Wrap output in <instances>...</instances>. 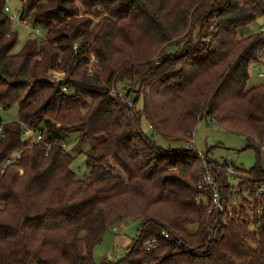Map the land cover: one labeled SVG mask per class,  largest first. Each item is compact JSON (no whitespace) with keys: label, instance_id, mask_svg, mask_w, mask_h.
<instances>
[{"label":"trees","instance_id":"1","mask_svg":"<svg viewBox=\"0 0 264 264\" xmlns=\"http://www.w3.org/2000/svg\"><path fill=\"white\" fill-rule=\"evenodd\" d=\"M19 1V19L32 18L47 40L14 53L18 34L0 0V109L19 108L18 122L0 121V171L21 153L0 178V264H95L105 233L128 220L140 227L118 264H264V167L253 143L264 139V83L248 89L264 23L240 33L264 16V0ZM51 70L69 80L49 83ZM115 82L143 108L111 98ZM204 120L257 150L253 168H236L246 175L237 187L209 166L222 213L213 188H200L199 151L187 147ZM25 126L44 140L30 148ZM73 133L77 147L90 146L83 180L66 150Z\"/></svg>","mask_w":264,"mask_h":264},{"label":"rangeland","instance_id":"2","mask_svg":"<svg viewBox=\"0 0 264 264\" xmlns=\"http://www.w3.org/2000/svg\"><path fill=\"white\" fill-rule=\"evenodd\" d=\"M9 4L13 9V11H10L9 13L15 12L18 16L22 6L21 2L19 0H10ZM23 21L24 23H26V25L23 23ZM23 21H18V19L12 21L11 32L13 34L14 32H17L18 34V43L14 50V53H19L29 39L30 40L31 38L38 39L37 36L31 35L33 31L39 30L40 32H42V34L45 35L44 40L42 41L38 40L40 43H43L47 40V35L45 33V30L35 25L33 23L32 18ZM98 21L99 19L94 18V22L97 23ZM263 23H264V16H261L255 24L244 29V32L241 31L240 33L243 35L244 34L250 35L253 32L259 31ZM157 58L158 56H155L154 60L156 61ZM92 62L97 63V59L94 55L92 56ZM255 65L256 63L251 64L250 66V70H249L250 80L248 82V89L254 88L264 83V57L261 58L260 66L254 67ZM90 71L92 72V69ZM52 72H56L57 76L51 77V75L53 74ZM260 75H262V78ZM58 78L61 80L62 84L67 80H69V77L64 72L61 71L51 70L47 73L46 76V80L53 85H55L53 80H59ZM115 83L116 84L112 86L111 90L115 89L119 100L121 99V101H125L126 91L124 86L120 82H115ZM129 100L134 101V93H132V96H130ZM127 106L129 108L131 107L133 110L136 109V111L135 110L134 111L137 112L138 109L141 110L143 108V102L141 101L138 107L135 106L134 104L132 106L129 105ZM18 112H19L18 106H14L12 109L7 111L0 109V121L3 123L18 122L19 120ZM1 126L2 125H0V128ZM27 128L30 129V127L28 126H25L23 128L24 130L23 134L25 133V129ZM141 128L143 132L150 135L152 134L149 122L146 119H142ZM195 131L196 132L194 133L193 137L189 139V142L193 143L194 149H197L199 151V154L200 153L203 154L202 155L203 161L206 162V164H208L212 169L216 168L217 163L214 161L221 162L224 160L230 161V164H232L235 168L243 169L245 171H249L251 168H253L256 165L257 150L255 148L247 149L249 143L247 138L244 137L243 135L225 132L214 121L211 120H207V121L204 120L198 123L195 128ZM27 136L31 137V134ZM22 137H23L22 139L26 141L24 135ZM0 138H1V133H0ZM79 139H80L79 134L77 133L71 134L66 144V150L69 154H71L76 158L72 166V169L76 173L77 178L83 180L88 175V170L86 166V162H87L86 153L90 149V146L89 144L86 143L81 147L80 146L77 147V143ZM156 140L158 141L159 144L163 146L168 147L170 145L169 143L162 140L159 136L156 137ZM253 143L260 146L261 149L260 158H261V163L264 167V139L254 140ZM185 145H186L185 143L181 142L173 147L181 148L184 147ZM210 148H212L213 151L208 157L207 155L208 153L207 154L204 153L207 152ZM241 174L243 178L246 177L244 173L241 172ZM240 179L241 178H232L231 180L232 187H237ZM243 196H247L245 191L243 192ZM121 224L124 225V228L121 229L119 234H115L112 228L111 230L105 233L101 242L94 248L93 258L95 264H107L106 261L107 253H112L118 256L119 258H123L127 253L128 249L131 247L133 240L137 236L140 223L137 221L128 220L116 226H120Z\"/></svg>","mask_w":264,"mask_h":264},{"label":"built area","instance_id":"3","mask_svg":"<svg viewBox=\"0 0 264 264\" xmlns=\"http://www.w3.org/2000/svg\"><path fill=\"white\" fill-rule=\"evenodd\" d=\"M10 0H6V3H5V12L9 14V19L10 21H15L18 19V21H21L19 19V16H17V14L15 12H12V13H9L10 11H13L11 5L9 4ZM15 19V20H14ZM24 23V21H23ZM26 25V23H24ZM32 36H37L38 37V40L42 41L44 40V34H42V32H40L39 30H36V31H33V33L31 34ZM77 47V46H76ZM53 74L51 75V77H55L57 76L56 72H52ZM261 78H262V75H260ZM59 79V78H58ZM54 81V84L55 85H61L62 82L61 80H53ZM63 91L65 93H68V90L66 87L63 88ZM110 97L115 99V100H118V95H117V92L115 89L111 90L110 92ZM127 103V105L129 106H132L133 103L132 101H130L129 99H127L125 101ZM0 133L2 134V129L0 128ZM31 134V137H28L27 135H30ZM24 135V138L26 139L25 142H27V144L29 145L30 148H32L33 145L35 144H38L39 142L43 141L44 140V137L45 135L42 133V132H38V133H35L33 128H30V129H25V133L23 134ZM190 146H193V143L190 142L188 144V147ZM18 155H14L13 157H11L10 159H8L4 165L2 166L1 168V171H0V178L1 176L3 175L4 171L11 165L15 164L18 162V160L20 159V155L21 153L18 152L17 153ZM201 159H202V155L203 154H199ZM203 160V159H202ZM227 165H222V164H216V169L218 171H221V172H224L226 174V177L229 179V180H232V178H242V174L240 171H238L232 164H230V161L227 160ZM204 165L205 167H207V171L206 173L203 175L202 177V180H201V185H200V188L204 189L206 186L207 187H212L213 188V191H214V199H213V207L212 209L217 211V212H223L224 211V208H223V204H221V200L218 196V185H217V181L212 173V171H210L209 169V165L206 164V162H204ZM263 192V190L260 191V193ZM201 196H199V201L198 202H201ZM205 198V197H204ZM232 201L234 203V205H236L237 203V198L235 196H233L232 198ZM2 205L0 203V209H2ZM124 228V225H120V226H115L113 227V232L115 234H119L121 229ZM162 237L164 238H169L168 234L167 233H163L162 234ZM157 247V238H152L150 240H148L147 242H145V244L143 245V249L147 252H150L154 249H156ZM121 258H119L118 256L112 254V253H107L106 254V261H107V264H118L120 262Z\"/></svg>","mask_w":264,"mask_h":264},{"label":"water","instance_id":"4","mask_svg":"<svg viewBox=\"0 0 264 264\" xmlns=\"http://www.w3.org/2000/svg\"><path fill=\"white\" fill-rule=\"evenodd\" d=\"M207 155H208V154H207ZM207 155H206V156H207Z\"/></svg>","mask_w":264,"mask_h":264}]
</instances>
